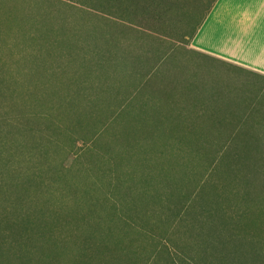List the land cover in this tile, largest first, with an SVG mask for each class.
Returning a JSON list of instances; mask_svg holds the SVG:
<instances>
[{
    "label": "rangeland",
    "instance_id": "374dc122",
    "mask_svg": "<svg viewBox=\"0 0 264 264\" xmlns=\"http://www.w3.org/2000/svg\"><path fill=\"white\" fill-rule=\"evenodd\" d=\"M210 2L0 0V264H264V177L219 158L264 75L185 43Z\"/></svg>",
    "mask_w": 264,
    "mask_h": 264
},
{
    "label": "crops",
    "instance_id": "0c3cea01",
    "mask_svg": "<svg viewBox=\"0 0 264 264\" xmlns=\"http://www.w3.org/2000/svg\"><path fill=\"white\" fill-rule=\"evenodd\" d=\"M193 50L264 75V0H217Z\"/></svg>",
    "mask_w": 264,
    "mask_h": 264
},
{
    "label": "trees",
    "instance_id": "16d2710c",
    "mask_svg": "<svg viewBox=\"0 0 264 264\" xmlns=\"http://www.w3.org/2000/svg\"><path fill=\"white\" fill-rule=\"evenodd\" d=\"M217 0H211L209 7L206 11V13L203 15L201 20L198 23V26L196 27L195 31L189 36V38L186 39L185 43L190 42L197 34L199 28L202 26V23L204 22L206 16L214 6ZM264 94L259 97L258 102L264 103ZM259 106L254 107V111L258 110L259 112L261 109H259ZM255 114V113H254ZM261 116V115H260ZM255 130L258 132V136L253 138V140H246L247 143L245 145L241 141L239 142L238 139L230 138L228 141L225 142L226 145L221 147V153L219 158L222 156H225L223 153L226 154L227 149L229 151L235 150L236 154H233V158L236 162L237 167L242 170L244 173H256L260 177H264V121H260L258 124L255 125ZM248 146L250 148V151L253 152L256 150V153L253 154V156H247L243 155L242 150H245V147ZM250 177V176H249ZM246 178V183H250V178ZM252 178V177H251Z\"/></svg>",
    "mask_w": 264,
    "mask_h": 264
}]
</instances>
